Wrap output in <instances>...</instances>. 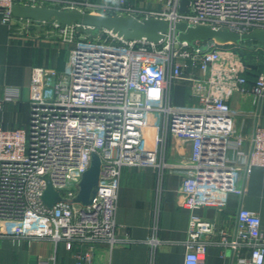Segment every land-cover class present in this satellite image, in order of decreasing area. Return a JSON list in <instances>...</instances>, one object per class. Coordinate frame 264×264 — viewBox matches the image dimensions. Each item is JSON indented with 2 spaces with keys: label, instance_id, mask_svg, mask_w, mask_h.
<instances>
[{
  "label": "built area",
  "instance_id": "1",
  "mask_svg": "<svg viewBox=\"0 0 264 264\" xmlns=\"http://www.w3.org/2000/svg\"><path fill=\"white\" fill-rule=\"evenodd\" d=\"M47 1L64 8L86 4L99 13L162 18L172 27L158 44L127 40L105 28L93 34L87 25L62 29L71 30L69 40L77 38L75 29L88 37L77 38L63 70L32 68L30 127L0 126V238L89 244L77 258L80 264H93L96 245L122 243L116 212L123 167L152 166L160 178L166 172L181 177L178 205L190 210L184 264H201L205 237L214 232L215 223L195 210L223 209L230 194L244 196L253 167L264 166V126L259 121L264 71L250 85V66L233 48L215 39L179 41L174 25L187 20L248 33L264 28V0H190L187 12L180 11L181 0H163L159 10L126 5V0H0V16L10 23L15 2ZM179 82H185L193 101L174 102ZM235 95L252 99L257 119L250 134L238 128ZM20 98L21 88L9 86L0 110L3 102ZM173 141L178 157L170 160ZM93 152L102 160L99 190L84 205L74 197ZM47 179L62 196L53 207L43 201ZM221 238L237 264H264L257 211L240 207L236 232L222 231Z\"/></svg>",
  "mask_w": 264,
  "mask_h": 264
},
{
  "label": "crops",
  "instance_id": "2",
  "mask_svg": "<svg viewBox=\"0 0 264 264\" xmlns=\"http://www.w3.org/2000/svg\"><path fill=\"white\" fill-rule=\"evenodd\" d=\"M87 1L97 3L102 0ZM45 3L60 7L51 1ZM125 3L136 8L159 10L163 0H126ZM79 7L100 12L86 4ZM62 29L53 20L37 22L14 17L6 23L0 16V100L9 86L21 88L20 100L3 102L0 126L30 127L32 68L46 66L63 70L79 38L76 33L77 38L69 40L71 30L64 33ZM247 77L251 85L257 76L249 70ZM186 93L189 91L185 82L177 83L174 102L186 103ZM189 100L193 101L190 94ZM232 104L240 110L239 130L250 134L257 119L253 115L251 97L235 95ZM259 121L264 126V106ZM177 149L174 141L171 142L168 148L170 160L178 157ZM180 182L181 177L176 172H166L160 178L152 166H124L116 212L117 235L122 243L113 248L107 243L96 245L93 264H184L190 210L178 205ZM246 185L245 195L230 194L223 209L202 206L195 210L199 216L215 223L214 232L205 237L207 252L201 264H237L236 255L230 246L223 243L221 234L222 231L236 232L240 207L257 211L264 231V166L253 167ZM89 246L67 240L55 243L42 238L4 237L0 238V264H80L77 254L85 252ZM242 252L249 255L248 249Z\"/></svg>",
  "mask_w": 264,
  "mask_h": 264
},
{
  "label": "water",
  "instance_id": "3",
  "mask_svg": "<svg viewBox=\"0 0 264 264\" xmlns=\"http://www.w3.org/2000/svg\"><path fill=\"white\" fill-rule=\"evenodd\" d=\"M190 0H181L180 11H189ZM14 17L31 19L37 22L54 21L62 28L76 24L92 27L94 32L105 28L127 40L160 43L172 25L165 19L151 16L137 17L132 14L99 13L83 9H71L53 5L24 4L15 2L11 7ZM179 41H207L221 39L222 44L238 45L243 40H255L254 46L264 47V28H255L248 33L234 32L227 27H215L209 24H190L181 20L174 25ZM102 160L97 152L92 153L91 164L83 173L79 182V191L74 201L84 205L91 204L99 190ZM62 199L60 192L47 179L43 192V201L49 206Z\"/></svg>",
  "mask_w": 264,
  "mask_h": 264
},
{
  "label": "trees",
  "instance_id": "4",
  "mask_svg": "<svg viewBox=\"0 0 264 264\" xmlns=\"http://www.w3.org/2000/svg\"><path fill=\"white\" fill-rule=\"evenodd\" d=\"M57 6V5H54ZM111 14H114L113 12H108ZM93 34V30H91ZM92 37V36H90ZM255 40H243L238 45L234 44H224L226 46H229L233 48L236 52H238L244 62L250 66L251 73L255 76L261 72L262 69H264V63H262V59L264 57V47L260 46H254Z\"/></svg>",
  "mask_w": 264,
  "mask_h": 264
},
{
  "label": "rangeland",
  "instance_id": "5",
  "mask_svg": "<svg viewBox=\"0 0 264 264\" xmlns=\"http://www.w3.org/2000/svg\"><path fill=\"white\" fill-rule=\"evenodd\" d=\"M69 32H70V31H69ZM74 32H75V33H78V32H79V35H78L79 38H82V37H83V38H84V37H88V34H87L86 32H83L82 30H77V29H75ZM70 33H71V32H70ZM225 46H226V45H225ZM226 47H227V46H226ZM228 47H229V46H228ZM262 61H263L262 63H264V57H263ZM262 71H264V69H262L261 72H262ZM259 73H260V72H259ZM185 96H186V98H185L186 103H189V102H190V100H189V94L186 93ZM238 111L240 112V110H238Z\"/></svg>",
  "mask_w": 264,
  "mask_h": 264
},
{
  "label": "bare ground",
  "instance_id": "6",
  "mask_svg": "<svg viewBox=\"0 0 264 264\" xmlns=\"http://www.w3.org/2000/svg\"><path fill=\"white\" fill-rule=\"evenodd\" d=\"M217 42H221V39H215ZM151 131V129H149V132Z\"/></svg>",
  "mask_w": 264,
  "mask_h": 264
}]
</instances>
